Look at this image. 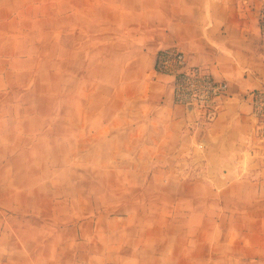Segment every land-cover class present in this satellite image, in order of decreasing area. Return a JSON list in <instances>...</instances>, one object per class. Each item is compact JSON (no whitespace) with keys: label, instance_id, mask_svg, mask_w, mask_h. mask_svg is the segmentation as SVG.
Segmentation results:
<instances>
[{"label":"crops","instance_id":"crops-1","mask_svg":"<svg viewBox=\"0 0 264 264\" xmlns=\"http://www.w3.org/2000/svg\"><path fill=\"white\" fill-rule=\"evenodd\" d=\"M263 3L0 0V264H264ZM62 34L81 38L82 73L111 71V121L82 115L70 140L30 105L40 40ZM173 46L228 83L205 127L155 70ZM77 133L106 135L112 155L76 158Z\"/></svg>","mask_w":264,"mask_h":264},{"label":"rangeland","instance_id":"rangeland-1","mask_svg":"<svg viewBox=\"0 0 264 264\" xmlns=\"http://www.w3.org/2000/svg\"><path fill=\"white\" fill-rule=\"evenodd\" d=\"M78 9L79 6H74L79 13ZM63 12L62 7L60 13ZM57 27L63 31L64 23H58ZM67 39L62 34L53 41L40 40L43 46L37 66L41 85L31 96L34 101L30 105L42 115V125L56 130L57 137L70 140L74 134L66 135L67 130L78 132L82 115L83 127L92 131L105 128L113 110L108 101L113 98L111 87L104 84L111 71L98 70L96 64L90 62L92 65L86 64L82 73L81 38L73 35ZM76 136L78 138L73 137L72 141L78 159L85 154L89 159L104 160L113 153L114 145L107 141L106 135L85 133L81 138L77 133Z\"/></svg>","mask_w":264,"mask_h":264},{"label":"built area","instance_id":"built-area-1","mask_svg":"<svg viewBox=\"0 0 264 264\" xmlns=\"http://www.w3.org/2000/svg\"><path fill=\"white\" fill-rule=\"evenodd\" d=\"M261 41L264 45V3L259 10ZM155 70L172 78L176 104L191 107L196 123L205 127L218 115L219 101L228 94V83L216 80L199 66H190L182 50L173 46L160 50L155 59ZM253 116L256 120L254 134L264 142V89L252 95Z\"/></svg>","mask_w":264,"mask_h":264},{"label":"water","instance_id":"water-1","mask_svg":"<svg viewBox=\"0 0 264 264\" xmlns=\"http://www.w3.org/2000/svg\"><path fill=\"white\" fill-rule=\"evenodd\" d=\"M188 109H189V110L192 112V109H191V107H189Z\"/></svg>","mask_w":264,"mask_h":264}]
</instances>
